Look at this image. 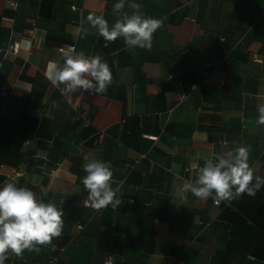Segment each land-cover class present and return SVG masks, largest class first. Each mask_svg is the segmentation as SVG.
I'll use <instances>...</instances> for the list:
<instances>
[{
  "label": "crops",
  "instance_id": "0c3cea01",
  "mask_svg": "<svg viewBox=\"0 0 264 264\" xmlns=\"http://www.w3.org/2000/svg\"><path fill=\"white\" fill-rule=\"evenodd\" d=\"M116 2L0 0V49L19 46L0 56V184L20 172V186L64 201L61 236L5 264H264V187L230 207L179 192L192 164L239 145L264 175V0H126L162 21L151 50L135 51L120 38L104 47L84 23L111 25ZM67 47L108 62L105 93L68 103L46 79ZM89 153L121 184L115 210L84 204Z\"/></svg>",
  "mask_w": 264,
  "mask_h": 264
},
{
  "label": "clouds",
  "instance_id": "9594fccd",
  "mask_svg": "<svg viewBox=\"0 0 264 264\" xmlns=\"http://www.w3.org/2000/svg\"><path fill=\"white\" fill-rule=\"evenodd\" d=\"M125 5L126 0H118L113 5L112 12L117 19L111 25L103 15L95 13H90L84 23L103 37L104 47L120 38L127 50H151L153 35L162 21L142 13L139 3H127L132 10L130 14L124 10ZM80 33L81 38L90 34L83 26ZM44 76L52 85L61 88L68 103L85 93L103 94L113 83L112 70L100 54L88 56L74 48L63 53L62 62L48 61ZM256 110V123L264 126V99L257 104ZM84 161L82 167L86 175L82 184L88 193L84 204L90 203L97 210L109 206L113 210L118 208L123 202L121 184L113 180L111 164L91 153L84 156ZM190 170L193 178L179 189L182 200H187L191 193L200 200L211 199L214 204H220L245 193L254 196L264 187V175L258 174L250 164V149L244 145L204 157L202 165L194 163ZM63 203L45 202L36 192L13 179L0 184V264H5L11 255L22 257L26 250L38 253L40 246L50 245L53 238L60 237L64 223Z\"/></svg>",
  "mask_w": 264,
  "mask_h": 264
},
{
  "label": "built area",
  "instance_id": "2783aa9c",
  "mask_svg": "<svg viewBox=\"0 0 264 264\" xmlns=\"http://www.w3.org/2000/svg\"><path fill=\"white\" fill-rule=\"evenodd\" d=\"M10 5L12 7L15 6L14 4H11V3H10ZM70 48H73V47H67L66 49L61 48V49H59V52L63 54L64 52L68 51ZM18 49H19L18 44L16 42H12L6 49H0V56L1 57H5L9 53L16 55L18 53ZM253 60L256 63L260 62V59H258L256 57H253ZM0 66H1V63H0ZM141 158H144V156H142ZM135 163H137V161ZM21 176H22V173L15 172L11 176H9V178L15 180V179H17V178H19ZM224 204L227 207H230L229 203L224 202ZM212 205L218 206L219 204H214L213 201H212ZM103 264H114V263L112 262L111 257L107 256Z\"/></svg>",
  "mask_w": 264,
  "mask_h": 264
}]
</instances>
